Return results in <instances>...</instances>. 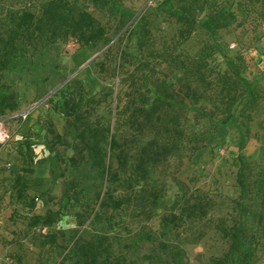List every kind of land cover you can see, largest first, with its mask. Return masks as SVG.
Segmentation results:
<instances>
[{
  "label": "rangeland",
  "instance_id": "374dc122",
  "mask_svg": "<svg viewBox=\"0 0 264 264\" xmlns=\"http://www.w3.org/2000/svg\"><path fill=\"white\" fill-rule=\"evenodd\" d=\"M45 1L29 0L34 10ZM178 1L123 0L127 22L121 30L118 14L97 11L85 4L106 29L111 39L108 45L78 48L74 43L64 46L57 42L42 49H28L16 58L13 70L0 73L1 82L17 94L18 101L16 111L0 115L10 133L9 141L0 144L2 258L10 259L14 264H79L72 253L69 257L65 255L73 238L78 235L89 240L107 233L115 254L121 250L135 264H148L144 255L152 253L156 244L140 242L133 253L126 246L140 224L146 229L161 231L159 216L144 222L135 217L131 209L113 212L98 206L96 194L101 181L90 167V161L77 170L67 167L66 161L72 155L74 130L54 107L60 100L59 91H82L100 101L94 108L92 121L97 120L109 127L110 135L130 155L136 151V145L147 141L146 132L142 138L137 136L122 111L128 74L145 59L146 52L136 49L137 34L123 41L119 36L126 29L137 32V21L144 22L149 30L148 51H153L155 59H151L147 73L153 78L173 80L180 75L178 71L172 72L170 57L165 55L180 54L182 58L196 59L206 56L209 67L214 71L231 73L237 69L242 77L239 81L242 89L255 88L264 93V26L259 27L257 23L259 19L264 20V0L254 8L244 0H214L217 9L233 12L236 21L227 29L211 33L204 28L201 14L192 34L184 42L178 38L180 24L168 14L169 7H174ZM11 2L0 0V16ZM21 3L14 2L13 6L18 8ZM121 49L130 54L126 58L128 63L119 62ZM244 101L245 98L229 116L218 122L200 117L199 105L186 110L180 151L159 163L144 186L146 190L155 188L161 191L158 214L179 194L180 183L189 190L199 189L213 198L215 205L209 212L210 217H225L228 220L236 217L231 205L239 195L235 183L239 166L242 162L264 161V101L260 98L250 103L247 100V108L241 115ZM248 116L250 119H247ZM50 122L52 129L61 135V140H55L51 134ZM192 136L202 137L206 145L192 150ZM24 138L28 139L30 146L26 155L22 142ZM131 161L128 160L126 173ZM110 164L113 170L117 167L115 157L110 159ZM22 173L29 189L28 197L19 203L15 200L12 185L15 176ZM123 193L119 189L115 195L122 196ZM30 199L34 203L32 211L27 206ZM56 210L62 215L51 227L39 225L30 228L32 215ZM246 223H249L248 219ZM182 228L185 230L182 234L187 233V227L184 225L180 230ZM202 228V239L184 246L186 264H209L211 258L227 251L228 244L219 232L209 228V225ZM164 232L163 240L166 241L170 234ZM161 257L167 260V252ZM256 264H264V249Z\"/></svg>",
  "mask_w": 264,
  "mask_h": 264
},
{
  "label": "trees",
  "instance_id": "16d2710c",
  "mask_svg": "<svg viewBox=\"0 0 264 264\" xmlns=\"http://www.w3.org/2000/svg\"><path fill=\"white\" fill-rule=\"evenodd\" d=\"M17 1L22 3L15 8L13 5ZM244 1L253 8L261 2ZM85 4L97 11L118 14L120 30L126 26L123 0H46L35 10L31 8L29 0H12L0 16V73L13 70L16 58L28 49H42L57 42L64 46L74 43L78 48L108 45L111 39L106 29L87 10ZM168 10V14L180 24V42L190 37L201 14L204 28L211 33L227 29L236 21L233 12L217 9L214 0H179ZM257 23L259 27L264 26L262 19ZM135 26L137 32L126 29L119 39L127 40L137 34L135 47L146 52V56L135 71L128 74L129 83L122 111L137 136L142 138L146 132L148 139L144 144L136 145V151L130 155L110 135L109 127L97 120L92 121V113L100 103L99 99L87 96L82 91L61 90L58 106L54 110L74 130L72 155L66 161L67 167L77 170L90 161V167L101 181L96 194V203L100 208L113 212L131 209L132 214L144 222L159 216L161 231H152L140 224L132 241L126 246L133 253L140 242L156 244L152 253L144 255L148 264H186L184 246L201 240L204 236L202 227L207 225L219 232L228 244L227 251L211 258L209 264H256L264 249V161L242 162L239 166L235 178L239 195L231 205L236 217L230 220L210 217L209 212L215 205L213 198L199 189L189 190L180 183L179 194L158 214L157 204L162 193L155 188L146 190L144 186L159 163L180 151L184 138L182 121L188 108L199 105L200 117L218 122L229 116L243 98L245 101L240 110L241 115L247 108V100L250 103L260 98L264 101V93H259L255 88L242 89L239 87L242 77L237 69L231 73L214 71L209 67L206 56L196 59L182 58L180 54L165 55L170 57L172 72L178 71L180 75L173 80L153 78L147 73L151 59H155L153 51H148L149 30L141 21H137ZM118 55L119 62L128 63V52L121 49ZM17 109V94L0 80V115ZM52 126L50 122L51 134L55 140H61V135ZM190 140L194 151L206 145L199 136H192ZM22 142L26 155L30 152L28 139L24 138ZM112 157L117 162L114 170L110 164ZM129 159L132 161L126 173ZM28 187L24 173L15 176L12 188L16 202L20 203L28 197ZM119 189L124 192L122 196L115 195ZM27 206L33 210V199ZM61 215L59 210L32 215L29 226L51 227ZM246 219L249 223H246ZM184 225L187 233L182 234L185 230L180 228ZM125 230L131 233L129 229ZM164 231L170 234L166 241L163 240ZM66 250L65 255L69 257L72 253L79 264H135L120 249L118 254L113 252V244L107 233L89 240L76 235ZM166 252L168 259L163 260L161 255Z\"/></svg>",
  "mask_w": 264,
  "mask_h": 264
},
{
  "label": "built area",
  "instance_id": "2783aa9c",
  "mask_svg": "<svg viewBox=\"0 0 264 264\" xmlns=\"http://www.w3.org/2000/svg\"><path fill=\"white\" fill-rule=\"evenodd\" d=\"M233 47V46H232ZM10 139V133L5 127L2 120H0V144L6 143ZM0 264H14L13 261L0 256Z\"/></svg>",
  "mask_w": 264,
  "mask_h": 264
}]
</instances>
